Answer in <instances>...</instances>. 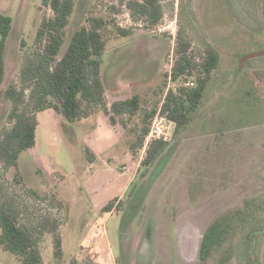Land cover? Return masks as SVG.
<instances>
[{
	"label": "rangeland",
	"instance_id": "obj_1",
	"mask_svg": "<svg viewBox=\"0 0 264 264\" xmlns=\"http://www.w3.org/2000/svg\"><path fill=\"white\" fill-rule=\"evenodd\" d=\"M117 2L76 0L61 54L89 11L107 17L109 7ZM181 2L161 1L164 15L160 25L169 26L164 34L157 33L158 26L148 31L135 25L126 8L115 19L121 28H131L132 35L121 37L112 27L104 34L103 80L109 85V71L116 69L113 75L119 73L129 83L126 89L148 101L163 98L153 91L162 85L172 65L178 31L191 40L195 51H202L207 41L221 56L199 109L176 136L172 125L166 149L145 177L138 174L131 193L129 189L124 194V186L136 161L124 151L125 144L121 141L115 147L111 140L94 139V149L101 154L112 146L114 170L107 171L98 160L103 155H97L95 161L89 160L91 153L86 155L92 144L83 137L86 131L62 117L64 143L57 155L44 154L51 159L41 161L37 150H27L15 170L0 166V202L14 208L22 225L38 238L44 264H71L74 260L76 264H198L207 225L218 214L242 207L246 199L264 198V57L249 60L241 75L236 72L239 55L264 49V0H184L190 11L186 16L180 12ZM0 13L13 20L0 86L1 132L11 106L4 92L18 77L22 64L20 41L24 39L30 49L42 17L50 11L41 0H0ZM251 87L255 89L249 95ZM144 154L141 150L137 158ZM48 169L55 172H45ZM118 197L124 199L121 210L101 216V208ZM130 204L138 211L126 222ZM248 229L244 228L238 244L230 248L239 264L248 251ZM53 231L61 240V258L55 256ZM255 248L256 264H264V236L256 239ZM221 252L207 264H218ZM0 264L19 263L0 249Z\"/></svg>",
	"mask_w": 264,
	"mask_h": 264
},
{
	"label": "trees",
	"instance_id": "obj_2",
	"mask_svg": "<svg viewBox=\"0 0 264 264\" xmlns=\"http://www.w3.org/2000/svg\"><path fill=\"white\" fill-rule=\"evenodd\" d=\"M75 1L41 0L50 15L42 17L30 49L24 39L20 41L19 48L23 53L20 71L4 92L11 105L4 129L0 132V166L4 169L15 170L20 155L35 146L39 124L37 114L46 110H52L69 123H77L101 111L108 117L110 125L119 124L123 128L128 150L137 158L144 149L157 112L174 124L175 136L190 122L221 62L220 53L207 41L202 51H195L191 40L184 32L178 31L172 51L170 85L165 73L162 85L153 91L154 96L163 98L148 101L135 94L114 101L108 107L101 75L106 50L105 32L112 27L121 37L132 35L131 28H121L116 22L115 15L120 14L123 8L127 9L135 25L153 31L163 19L162 0H118L109 7L107 17L89 11L84 25L71 35L66 50L61 54ZM179 9L183 16L190 14L184 0ZM12 27V18L0 13V86L5 75V52ZM257 57H264V49L239 55L237 74L241 75L249 60ZM188 82L193 86L186 85ZM249 89L250 95L255 88ZM167 145L168 142L162 140H153L147 145L139 164V177L148 174ZM86 155L89 156L87 150ZM93 159L89 156L90 161ZM132 189L133 186L130 193ZM30 192L38 197L35 192ZM261 200L264 198L246 199L242 207L218 214L207 225L199 244L198 264H207L220 250L218 264H228L232 260L239 264L230 248L238 244V238L246 227L249 228L245 232L248 251L241 262L256 264L255 241L264 236V220L261 226L259 222L264 219V201L258 202ZM123 204L124 201L115 198L99 213L103 216L120 211ZM131 211L128 208L125 215ZM54 231L55 256L61 258V240ZM0 249L13 256L19 264H44L38 238L29 227L22 225L17 211L6 202H0Z\"/></svg>",
	"mask_w": 264,
	"mask_h": 264
},
{
	"label": "crops",
	"instance_id": "obj_3",
	"mask_svg": "<svg viewBox=\"0 0 264 264\" xmlns=\"http://www.w3.org/2000/svg\"><path fill=\"white\" fill-rule=\"evenodd\" d=\"M112 57H113V55H112ZM115 71H116V69L109 71L110 74L112 75V77L110 78L111 82L109 83V85H107L106 81H104L102 78L103 83L105 85V90H106L105 96H106L108 107L114 101L124 100V99L130 98L132 95L138 94L137 92H135L133 90L126 89L125 84L129 85V83H126L127 81L122 79V77L120 78L119 73H115L113 75V73ZM105 74H106V72H105ZM107 95H109V97L111 99L110 101L108 100ZM138 95H140V94H138ZM59 118H61V116L56 115L52 110H46V111H43V112H40L37 114V119H38L39 124H38L37 130H36L35 146L33 148L29 149L28 151L32 152L34 150L36 153L38 151L37 154H38V157L41 161L43 158H44V160H46L48 158L51 159L49 156L45 157V155L47 153H52V154L57 155L58 153L56 151L64 143V139H63V136L61 135V130H60L61 125H64V124L61 123V120ZM76 124L78 127L82 128L80 130L86 131L87 134H85L83 137L87 136L89 143L92 142V144H90V146H88V148H86V150L89 153H91L92 154L91 156H93V158H94L92 161L96 160L95 157H97V155H99L98 158L101 155H103V156H101L103 158L102 159L99 158L98 160L103 162V164L105 166V170L113 171L114 169L112 168L110 161H114V158H116V156H115V154H111L112 146L109 145L108 146L109 149L107 148L106 152H103L101 154L99 150L94 149V147H95L94 145L96 144L94 139H98L99 141L111 140L112 141L111 145L115 144L116 145L115 147L120 145V143L122 141L123 144H125L124 145L125 146L124 151L128 150L127 139L125 137V132H124L123 128L121 131H119L118 127H121L119 124H117L116 126L110 125L109 121H108V117L105 116L101 111L96 112L95 114L91 115L89 118L83 119V120L77 122ZM86 150H85V152H86ZM143 150L145 151V149H143ZM28 151H26V152H28ZM22 154L20 155V157L22 156ZM39 155L43 156V157H40ZM142 157L139 156V158H134L132 156V158L136 161L135 162V169H134L133 174L131 175L130 179L126 182V185L124 186V194L127 190L131 189V187L133 186V183L135 182V180H136V178L140 172V165L139 164H140ZM105 161H106V163H105ZM42 170L43 169L38 168L37 171H38V173L41 174V173H43ZM56 170L59 172H62L64 169H56ZM45 172L52 174L55 172V170H52V169L49 170L48 169V171L45 170ZM61 181L62 182L65 181V178H63V176H62ZM43 193H45V191H43ZM59 196H60V199L63 200L62 202L66 204V202L64 201V199L61 197L60 194H59ZM118 199L124 200L121 197H118Z\"/></svg>",
	"mask_w": 264,
	"mask_h": 264
},
{
	"label": "built area",
	"instance_id": "obj_4",
	"mask_svg": "<svg viewBox=\"0 0 264 264\" xmlns=\"http://www.w3.org/2000/svg\"><path fill=\"white\" fill-rule=\"evenodd\" d=\"M156 31L159 34H164L165 32L169 31V26L160 25L158 26ZM170 75H171V66L169 67L167 72L168 86L170 85ZM186 85L193 86V83L188 82ZM172 125H173L172 122L168 121L165 117L161 116L159 112H157V114L152 120L149 133L146 136L144 149L153 140H162L164 142L169 141L171 136Z\"/></svg>",
	"mask_w": 264,
	"mask_h": 264
},
{
	"label": "flooded vegetation",
	"instance_id": "obj_5",
	"mask_svg": "<svg viewBox=\"0 0 264 264\" xmlns=\"http://www.w3.org/2000/svg\"><path fill=\"white\" fill-rule=\"evenodd\" d=\"M129 207H131V204H130V206ZM130 209H132V211L131 212H129L127 215H128V219H126V222L127 221H129V220H131V218H132V216H133V214L135 213V212H137L138 211V208H137V206L136 205H133ZM136 209V210H135ZM135 211V212H134Z\"/></svg>",
	"mask_w": 264,
	"mask_h": 264
}]
</instances>
